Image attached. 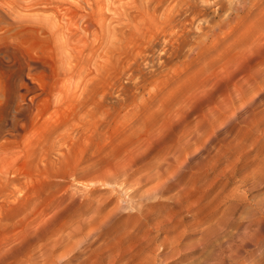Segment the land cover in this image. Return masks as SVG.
<instances>
[{"label":"rangeland","instance_id":"obj_1","mask_svg":"<svg viewBox=\"0 0 264 264\" xmlns=\"http://www.w3.org/2000/svg\"><path fill=\"white\" fill-rule=\"evenodd\" d=\"M251 2L244 13L197 20L187 53L175 56L163 50L180 34L169 26L177 0H0V264H46L95 233L68 264L91 263L118 228L135 223L116 210L127 197L143 214L172 209L181 225L173 201L158 207L144 194L190 157L166 198H186L205 174L210 196L189 201L243 188L207 169L222 154L234 161L235 144L264 153V127L246 124L264 113V0ZM252 196L260 200L264 187ZM255 205L205 207L200 219L224 215L230 233H251L264 229L253 222ZM254 248L250 264H264Z\"/></svg>","mask_w":264,"mask_h":264},{"label":"bare ground","instance_id":"obj_2","mask_svg":"<svg viewBox=\"0 0 264 264\" xmlns=\"http://www.w3.org/2000/svg\"><path fill=\"white\" fill-rule=\"evenodd\" d=\"M251 1L253 0L240 1L241 3L244 2V5L241 4L242 7L240 6L239 8V4H237L238 7L234 4L236 2L235 0H177L178 9L171 16L169 26L171 28H179L180 34L176 37L174 44H170L165 50L163 48L162 50L168 51L175 56L185 55L187 51L184 48L187 45V40L192 35L191 28L195 26L197 20L203 18L208 23L212 19L221 17V14L226 8L234 9L236 13H244L246 11V5L252 3ZM255 9V5L250 6L247 8V13L252 14ZM157 47H159L158 42L150 47V56L153 55V50ZM147 59L150 58L147 57ZM254 104L255 101L251 102L252 106ZM262 113L263 109L255 110V114L262 115ZM246 124H248L250 131L259 130L261 127H264V113L259 121L246 122ZM243 146L235 144L228 150L230 155L234 154L236 157L234 161L229 160L230 158H226V155L222 154L220 158L214 159V163L207 169L209 172H217L221 179L230 181L233 177H238L243 184L242 189L238 188L233 189L234 191L230 190L231 192H227L224 186H220V189L214 193L212 198L210 197L211 199L207 204L200 205V202L195 203L197 200L208 198L211 194V189L210 191L208 189L205 190L206 186L212 183L209 180H205L207 176L205 174L203 177L195 178L202 180V184L200 183L201 185L199 186L192 185V188L187 189L190 195L186 198L180 196L183 195L182 192H178L176 196L166 198V194L174 190L179 182H182L183 176L186 174L184 169L190 168V157L174 170L171 176L157 181L144 194V197L148 200L155 199L158 207H162L164 203L167 205L168 201H173L172 203L175 204L173 208L175 209V213L181 216V225L177 224L179 222L169 218V215L173 213V210L170 209L172 207H168L170 210L165 208L168 210L164 212L166 215H158L153 212L143 214V212H146V206H143V204L135 206L132 197H127V200L123 202L124 206L117 207L116 210H122L127 218L130 214L135 215V223L130 226L123 224V227L118 228V231H115L114 236H112V241L110 243L108 242L110 246H100V248L94 249L96 260L91 263L87 260L81 261L78 264H171L173 260H179L176 264H235L244 259L246 264H250L252 257L247 250L252 247L259 249L264 256L263 228L256 227L257 230L254 228L255 231L251 232L249 230L251 233L237 235L232 234L236 231L229 232V226L232 220L226 219L224 215L216 220L210 218L212 215L205 217L204 220L203 218L200 219L202 217L200 213L205 207H218L222 203L229 202L230 206L228 209L234 210L240 207L242 202L250 201L256 204L255 206L261 207L260 213H258L257 218L253 222L258 226L264 223V196L257 201L254 196L250 197L253 192L264 187V153H260V156L257 155V157L254 154L251 156L245 151ZM253 152H255V149ZM241 163H244L243 167L238 168V165ZM238 169H241L242 173L234 175V172ZM198 195L200 197H196ZM192 197L196 198L195 202L189 201V198ZM162 199L167 200V202ZM113 213L115 212L113 211ZM186 216H191L190 221H187L188 218L186 219ZM185 219L187 222H185ZM202 221H206L209 224L207 227H204L205 224L203 226L204 229L198 228L204 223ZM182 223L184 224L182 225ZM192 227H196V229L193 230ZM154 232L156 235L151 236ZM194 235L197 236V239L195 238L196 241H193L194 243H185V241ZM88 237H92L93 241L97 240L95 233L84 234L77 247H65L62 249V254L60 253L57 257H54V254L50 255L46 264H68L71 259H79V256L84 252V244ZM55 250L56 248H53L50 252L54 253ZM70 253H74V255L70 256ZM55 258L57 259L55 260Z\"/></svg>","mask_w":264,"mask_h":264}]
</instances>
